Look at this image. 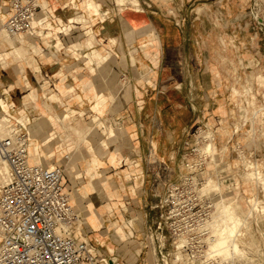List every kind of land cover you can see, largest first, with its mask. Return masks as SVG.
Wrapping results in <instances>:
<instances>
[{
	"label": "crops",
	"instance_id": "crops-1",
	"mask_svg": "<svg viewBox=\"0 0 264 264\" xmlns=\"http://www.w3.org/2000/svg\"><path fill=\"white\" fill-rule=\"evenodd\" d=\"M250 1L38 0L29 33L10 36L12 45L0 35L21 49L5 59L0 43V112L25 127L29 162L63 167L79 216L73 234L101 264L113 254L120 264H151L150 246L135 240L148 239L160 192L182 177L195 126L216 139L211 173L221 182L238 173L229 164L252 141V119L264 126V104L253 116L251 104L231 98L233 81L243 91L249 76L264 100L261 77L246 75L264 60V43L245 40ZM10 3L0 0L1 22Z\"/></svg>",
	"mask_w": 264,
	"mask_h": 264
},
{
	"label": "built area",
	"instance_id": "built-area-1",
	"mask_svg": "<svg viewBox=\"0 0 264 264\" xmlns=\"http://www.w3.org/2000/svg\"><path fill=\"white\" fill-rule=\"evenodd\" d=\"M39 8L38 0H11L4 22L8 32L29 33ZM8 125L9 134L0 136V159L10 170L0 184V264H101L89 244L73 234L79 216L64 188L63 167L29 162L25 127L11 117ZM190 151L194 158L190 163L188 152L183 154L188 175L173 188L177 193L170 194L171 201L166 197L156 205L157 245L151 252L159 256L157 264H176L182 259L193 261L191 264H211L204 255L212 237L207 223L214 203L199 202L195 195L187 201L178 196L187 187L199 190L197 176L202 172L203 158L195 147ZM167 240L175 252L170 263L166 259L172 253L164 248ZM103 261L120 264L115 254Z\"/></svg>",
	"mask_w": 264,
	"mask_h": 264
},
{
	"label": "rangeland",
	"instance_id": "rangeland-1",
	"mask_svg": "<svg viewBox=\"0 0 264 264\" xmlns=\"http://www.w3.org/2000/svg\"><path fill=\"white\" fill-rule=\"evenodd\" d=\"M118 1L122 2V0H118ZM133 1H136V0H133ZM160 1H163V0H160ZM215 10L216 9L214 8V10L212 11L215 12ZM250 10H253L254 14L258 15L259 17L262 18V20H264V0H256L255 3L253 1H250L248 3V7H246V10H245L247 13V16L245 17V19L247 22L250 23L251 27L253 26V28L249 29L248 32H245V40H248V41L251 40L253 42V45L257 48L258 46L261 45V43H264V33L257 31L256 22L254 21L253 15L250 17L248 16V13ZM210 18L212 19V23H215L216 25H220L221 21L219 20L216 14L211 13L209 16V19ZM1 23L3 25L4 23L3 19ZM251 35H253V37H250ZM226 40H227L226 37L223 35L221 37V41H222L221 43L223 45H226ZM0 43L5 44L8 47L7 50L10 51L11 48L6 43L1 41V39H0ZM16 48L17 47L13 48L14 52L16 51L15 50ZM28 54H29V51L27 49V51L22 55V57H15V59L17 60L22 59L23 57H26ZM15 56H18V54H16ZM261 58L264 59V55H262ZM251 66H253V64H251ZM251 66H249V68L246 69L247 70L246 75L249 74L251 76V73H253L254 78L256 76L257 77L260 76L261 77L260 79H262L260 80V85L264 87V60H261L259 64L257 65V67L253 69L251 68ZM245 77H246V82L252 83V80H253L252 78H248L249 76H245ZM235 83L236 81L234 80L233 85H232L233 86V95H232L233 97L231 98H234L236 100V103L239 102L238 104H240L241 102H243L244 104H247L248 106H250L249 104H251L252 109L251 110L248 109L249 111L248 114H250L253 111V109L262 107V105H259V104H264V100L261 99L262 103L261 101L259 103L258 98L254 94V91H253L254 87L252 84L245 83L243 86L244 90L242 91L237 88ZM247 84H249V86L251 87H248ZM251 114H253V116H256L257 111H255L254 113L252 112ZM1 116L3 115L0 112V117ZM252 120L255 121L253 124L254 127H252V131L254 132L252 141L246 144V147L241 146L237 149L242 160L240 159H239L240 161L235 160V162H232L231 164H229L231 168L234 166H237L236 170L238 173L234 175L232 179L230 178V180L227 179L221 182V178L219 179L217 175L211 173V168L213 167L212 164L214 162L216 164L218 163L216 154H215L216 149H217L216 139L211 141L212 138H211L210 132L214 137V134L212 133V129L210 127H207L205 124L201 123L193 128L192 138L190 140L184 141V148L182 151L181 164H180V169L183 171L182 177L180 176L178 182L176 183L172 182L170 184H167L164 191L160 192V203L166 197H168L170 201L173 199V197H170V194L177 193L176 189L173 190V188L175 186H179L180 183L182 184L184 177L188 175L187 168L185 167V164H184L186 160H184L183 154L185 152H188L189 159L187 160L191 163L193 160L192 158H194V156H193V152H192V155L190 154L191 152L190 148L195 147L196 152H198L203 158V160H201L200 162L204 163L202 167V172L199 173L197 176L198 177L197 187L199 186L198 188L199 190L194 189V188L193 190L192 188L187 187V188H184L182 191V194H179L178 196L179 197L182 196V199L187 201L190 199L189 197L190 195H195L196 199H198L199 202L209 201L210 203H214V205H216L217 203H220L221 201H224V202L231 201L233 202L232 204L234 206V211L238 214V217L240 218V222L243 220V223H244V224H242V222L241 224L239 223V229H238L239 231H241L240 233L238 232V236H237L239 237L238 241L240 243V251L238 253H234L232 256H229L230 254H224V255L221 254L218 256H212L211 258V256L208 257L207 255H204L205 256L204 258L209 259V261H211V264H264V126L259 127V125H257V121L254 119ZM206 130H208L209 132ZM249 133L251 132L249 131ZM197 134H199L197 136L198 143L195 142L196 140L195 138ZM207 137H209V140L207 139ZM256 140L260 141V145L257 144ZM207 143L208 144L211 143V148H208V150L209 149L210 150L209 151L207 150L206 152L205 146L208 145ZM33 146L37 147L36 145H31L29 147L30 151H34ZM259 146L261 148H259ZM203 147L205 149H203ZM199 154L198 156H196V158L200 156ZM249 161L255 165H258L259 166L258 169L261 170V173H256V171H254L253 166L247 163ZM0 173H1V180H2L0 181V184H1L8 176L6 161L2 159H0ZM208 177L215 179L217 182L216 181L215 183L212 182L214 183L213 185L210 182L211 185L209 184V186L207 185V187L204 188L203 183L205 184V180ZM202 186H203V189H205L204 191L203 189L201 191ZM178 188L180 189V187ZM206 188L208 190H206ZM212 209H213V212L211 215L213 216L214 210H216V207L214 206ZM156 218L157 217H155V219ZM155 221L156 220H154L151 232L150 231L148 232V235H149L148 239L143 240L142 238H138L135 240L137 243L136 248L144 244L150 246L151 254L149 253V259H150L151 264L160 263L159 256L151 252V248H155L157 245V241L154 240L155 226H156ZM209 221H212L211 218L209 219ZM209 223L211 222L207 223L208 227L210 226ZM120 227L123 229V231L127 232L128 229L130 228V225L123 224V225H120ZM211 227L212 226H210V228ZM244 229L245 231H243ZM211 231L213 230L210 229V232ZM211 235L212 237L210 238H213L214 236L212 232H211ZM124 238L126 240V237ZM168 243L169 241L167 240L165 242L164 248H165V251H168V252L170 251L172 253L171 255L167 256V259H166L167 262L170 263V261L173 258V254H175V252L173 251L172 246ZM148 246H146L147 250H148ZM177 247H179V245ZM207 250H208V243H207L205 252ZM178 256H180L179 252L177 253V257ZM141 257L142 255L140 256V258ZM198 259H203V256L199 257ZM180 261L177 263L176 262L174 263L191 264L193 262L190 260L186 261L184 259Z\"/></svg>",
	"mask_w": 264,
	"mask_h": 264
},
{
	"label": "bare ground",
	"instance_id": "bare-ground-1",
	"mask_svg": "<svg viewBox=\"0 0 264 264\" xmlns=\"http://www.w3.org/2000/svg\"><path fill=\"white\" fill-rule=\"evenodd\" d=\"M6 20V19H5ZM4 20V22H5ZM128 21V20H127ZM23 34V33H21ZM0 35L2 36V38H4V40L8 41L11 45L13 44L12 39L10 38V36H15L12 35L8 32V30L5 27V24L1 23L0 20ZM19 35V34H16ZM16 51L14 52L13 49L11 51H6L3 53L5 59L9 56H15L16 54L21 55V49L20 48H16ZM23 55V54H22ZM3 116L0 117V136H4V135H8L9 134V121H10V117L6 114H2ZM8 119V120H7ZM208 144V143H207ZM207 146V147H206ZM206 152L208 150V148H211V143H209L208 145H206ZM203 147V149H205ZM210 150V149H209ZM208 150V151H209ZM205 151V150H204ZM249 163V165H252L254 168V171H256V173H261V170L258 169V165H255L253 163H251L250 161L247 162ZM7 165V171H8V175H9V166L6 162ZM8 177V176H7ZM6 177V178H7ZM214 180V181H213ZM215 179H212L211 177L206 178L205 180V184L203 183L204 188L207 187V185L209 186L210 182L213 185L215 183ZM214 182V183H212ZM217 182V181H216ZM210 184V185H211ZM203 186L201 188V191L203 189ZM217 186V184H216ZM212 187V186H210ZM209 187V189H210ZM215 187V186H213ZM205 189H203L204 191ZM206 190H208L206 188ZM233 202L229 201V202H224L221 201L220 203H217L216 205H214L216 207V210H214V214H213V218L211 217L212 221H209L211 223L210 226H212L210 228L212 233H213V238H209L210 240H208V250L206 251L205 255H207L208 257L211 256H218V255H224V254H230L229 256H232L234 253H238L240 251V243L238 241V232L240 233L241 231H239V223L244 224L243 220L240 222V218L238 217V214L234 211V206L232 204ZM244 226V225H243ZM245 227V226H244ZM245 231V229L243 230ZM243 236V234H242ZM241 238V237H240Z\"/></svg>",
	"mask_w": 264,
	"mask_h": 264
},
{
	"label": "water",
	"instance_id": "water-1",
	"mask_svg": "<svg viewBox=\"0 0 264 264\" xmlns=\"http://www.w3.org/2000/svg\"><path fill=\"white\" fill-rule=\"evenodd\" d=\"M259 23H262V22H264V20H262V18L261 17H259L258 15H256V14H254V16H253Z\"/></svg>",
	"mask_w": 264,
	"mask_h": 264
}]
</instances>
